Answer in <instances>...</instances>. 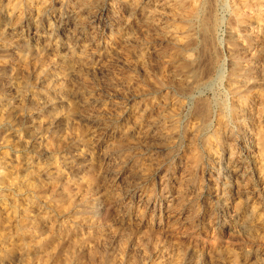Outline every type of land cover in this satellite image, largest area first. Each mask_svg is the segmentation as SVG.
<instances>
[{"label":"rangeland","instance_id":"1","mask_svg":"<svg viewBox=\"0 0 264 264\" xmlns=\"http://www.w3.org/2000/svg\"><path fill=\"white\" fill-rule=\"evenodd\" d=\"M44 1L33 21L27 0H0V264H264V0H211L210 53L169 44L184 26L161 12L143 67L129 0ZM214 55L192 89L181 65L204 75ZM39 58L63 90L35 80Z\"/></svg>","mask_w":264,"mask_h":264},{"label":"bare ground","instance_id":"2","mask_svg":"<svg viewBox=\"0 0 264 264\" xmlns=\"http://www.w3.org/2000/svg\"><path fill=\"white\" fill-rule=\"evenodd\" d=\"M94 2L95 1L83 0L82 6L87 7V8H89V10H91L92 6L95 5ZM212 4L213 3L211 0H129V5H130V8L132 10V20H133V28H132L133 45H132V48L134 50V54H137L139 64L143 67L145 60L150 55V53H149V48L151 45L150 34L155 29L156 20L158 19V15L161 12H164L167 15H169V18L173 22L178 20L179 22L178 21L177 22L184 26L182 28H175L171 25V27H173V28L171 29V31H167L168 32L167 33V41L169 42V44L173 45L176 43H180V46L182 47V48L181 47L180 48L185 53V55L192 53V52H195V50H197L198 48L206 51L207 53H210L211 51L215 52V50L217 51V49H216L217 42L215 41L216 36L214 37V35H215L214 33L217 29V26L220 24L221 20H219L217 18V16L215 15V12L212 9ZM256 7H259V4H256ZM20 10H22V11H20ZM45 10H46V3L44 0H42V1L27 0L24 7L23 8L20 7L18 9L17 13H18L19 19H22V18H20V16H22L24 13H28V14L31 13L33 21H36L39 16H42V14L44 12H46ZM7 13H8V16L11 17L12 11L7 12ZM234 13H235V11H234ZM236 16L238 17L239 15L237 14ZM257 16H259V15H257ZM55 37H57V36H55ZM57 38H59V37H57ZM172 57H174V56H172ZM18 60H20L21 64H23L25 62V58H23L22 56H19ZM236 60H239V59L236 58ZM36 62H37L36 65L33 64L34 70L36 71L35 80L40 79V77L42 75H45V76L47 75V78H48L47 88L51 93H56L58 91L63 90V83L64 82L61 83V80L56 78L55 75L53 76L52 74H50L51 72L49 73L46 69L45 70L43 69V65L41 64L42 63L41 58L37 59ZM59 62L61 63L60 64L61 65L60 70H61V75H62V78H61L62 81H64L66 78L70 77V75H75V72H76L75 69L76 68H74L72 65H69L67 61L65 63V57H60ZM217 64H218V59H216V55H214V57H212L210 59L209 68L206 71L207 73H205L204 75L201 74V72L198 69H195V67H192V65H190L188 63L181 65V68H182V70L186 71L189 74L188 76L191 78V84H190L191 88L192 89H199V88H202V87H205L206 85H208L217 76V74H218V71L216 70ZM213 68H214V71L216 70L215 75H211V69H213ZM242 71L243 70L240 67H238V65H237V67L234 70V74L243 79V78H245L246 72L243 73ZM159 74H160V72H159ZM16 82H13L12 85L14 86V93L18 97V101H20V103H22L24 101V99H28L31 102H35L33 94L32 93L26 94L24 92L25 91L24 86L22 84L16 83ZM18 82H19V80H18ZM164 82H165V84H167L169 81L164 80ZM159 83H160V85L163 84L162 78L159 80ZM178 85L181 86L182 84H178ZM3 108H5V107H3ZM14 110H16V109H14ZM70 113H71V111H68V112L66 111L65 113H63L64 115L63 114L61 116L55 115L54 118L60 117L64 121L68 122L69 116H71ZM13 117L14 116H12V112L10 111V109H0V131H3V129L5 127L13 125V121H14ZM45 124H46V122L40 121L39 122V128H44ZM5 141H6V139L3 138L1 140L0 144H2V145L6 144L7 142L5 143ZM22 167H23V171L26 173H31L34 175H38L40 173V170H37V169L35 170L26 161ZM13 184L14 183L12 182L11 175H9V173H7L6 171L0 172V188L2 190L3 189H5V190L10 189L13 186ZM29 192H31V191H29ZM0 207L1 208L4 207V198H2V197H0Z\"/></svg>","mask_w":264,"mask_h":264}]
</instances>
